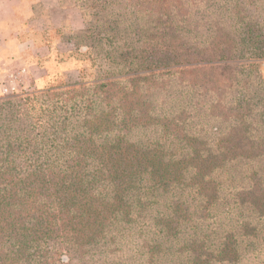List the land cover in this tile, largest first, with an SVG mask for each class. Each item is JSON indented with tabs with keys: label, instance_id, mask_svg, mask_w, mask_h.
<instances>
[{
	"label": "trees",
	"instance_id": "16d2710c",
	"mask_svg": "<svg viewBox=\"0 0 264 264\" xmlns=\"http://www.w3.org/2000/svg\"><path fill=\"white\" fill-rule=\"evenodd\" d=\"M93 8L73 42L93 81L71 87L94 111L91 141L115 136L70 140L56 91L0 99V264H264V79L246 57L264 58V2ZM35 98L48 104L29 116ZM65 154L74 161L55 169Z\"/></svg>",
	"mask_w": 264,
	"mask_h": 264
},
{
	"label": "crops",
	"instance_id": "0c3cea01",
	"mask_svg": "<svg viewBox=\"0 0 264 264\" xmlns=\"http://www.w3.org/2000/svg\"><path fill=\"white\" fill-rule=\"evenodd\" d=\"M82 28L79 11L58 0H0V90L22 67L38 87L75 68L77 61L67 56L72 41L57 30Z\"/></svg>",
	"mask_w": 264,
	"mask_h": 264
},
{
	"label": "rangeland",
	"instance_id": "374dc122",
	"mask_svg": "<svg viewBox=\"0 0 264 264\" xmlns=\"http://www.w3.org/2000/svg\"><path fill=\"white\" fill-rule=\"evenodd\" d=\"M260 1L264 2V0H260ZM61 2L65 6H71L73 3L75 4V5H73V7L79 11L80 16L83 19V28L82 29L86 28L85 27L86 23L88 21H93V19H95L97 17L96 16L98 14L97 12H99L98 9L93 8V6H97V4L99 3V0H60L59 3H61ZM79 6H83V10H82L83 12L85 11L84 9H86V12L88 13V17H89L88 20H87V18L85 20V17H84L85 12L82 13L81 8H79ZM139 13H140L139 24L143 25L145 22V18H146V16H148V14H147L146 10H141V11L139 10ZM125 17L130 18L129 15H126ZM129 23L132 26L131 21H129ZM57 34H63L64 36H66L65 34H68V37L72 41V44H71L72 50L70 51V52H72L75 49L74 48L75 46L73 43L74 39H75L74 31H66L65 32V31L58 29ZM85 50H86V47H81L79 51L84 52ZM246 57H247V61L255 60L257 68L260 72V75L264 79V58H250L249 59L250 54H247ZM71 58H74L77 61L76 67L75 68H69L67 71L65 70V73L63 75L55 76L50 82H48L44 86L38 87V86H36L34 81H31V83L28 84L29 86L27 88H23L20 92H15V93H11V94H4V93H2V90H0V99H8V98H16V97L27 98L28 96L35 95V94L36 95H43V97L45 99H47L48 97L51 98V94L54 91H56L57 93L54 95L53 99H51L52 100V107L55 109L56 112L66 113V115L71 117L70 127L73 131V135L70 137V140H76V139L79 140L81 138L86 137V139H88L87 141L90 144L93 143L94 145H97V144H102L103 142L106 143V141L114 138L115 133H111L110 131H107L105 129L102 132L101 128L97 129V130L92 129L93 130L92 131L93 132V136H92L93 140L91 141L89 131L86 128V126L88 127V123L86 122L87 116H85V113H87V114L94 113V111L92 109H85L84 106L80 107V104L83 101H85V99L87 98V95L82 91L79 92L77 90L72 89L73 84L81 82V80L83 79V74L85 72H86V76L84 79L86 81H93V78H91V72H92L91 60L87 57L77 55V53L75 51H73ZM82 81H84V80H82ZM87 94L90 95L91 91L87 92ZM61 98H62L63 102L61 101ZM94 98H96V97H93L92 107L97 112L102 111L106 107V105L103 104L102 107L97 106V104L99 105V103H97V101H95ZM59 101L62 102V104H59L58 103ZM66 101H67V103H66ZM16 102H18L17 99H16ZM48 102H49V99H48ZM18 104H19V102H18ZM47 104L48 103L43 104V100L35 98L30 103V105L28 107H25V109H28V115L29 116H35V114L37 112H41V110H36L34 108L43 107ZM18 108H20V107L18 106ZM135 136L140 140H146V138L151 136L150 129H143V131H142V128H140V130L137 132V134ZM62 137H63V140L61 143H62V145H65L66 144L65 140H68L69 136L65 137L63 135ZM144 137H146V138L144 139ZM35 154L31 153L30 157H35L34 156ZM66 155H67V157H65ZM65 156H58V157L54 158V160L56 161V163H54L55 169H58L60 167H65L67 165V163H71L74 161V159L72 160V156H70L68 154H65ZM94 156H96V153L94 154ZM94 156L88 157V158H92V159H89L88 161H91L90 163H92L93 167L96 165L95 161L93 160ZM31 163H34V161H31ZM87 167L92 170L91 166H87ZM81 171H82V169H81ZM90 177H92V176L90 175ZM91 191H94L95 193H97L95 198H98V196L101 192L103 193V189L101 190V189L92 188ZM79 194H80V191L76 194V197ZM81 208L75 210L74 212L78 213V211H80ZM102 246H103V244L101 242L95 248H99ZM99 250L94 251V252L98 253ZM49 255H51V254H49ZM62 257H64V259H66V255H64Z\"/></svg>",
	"mask_w": 264,
	"mask_h": 264
},
{
	"label": "built area",
	"instance_id": "2783aa9c",
	"mask_svg": "<svg viewBox=\"0 0 264 264\" xmlns=\"http://www.w3.org/2000/svg\"><path fill=\"white\" fill-rule=\"evenodd\" d=\"M31 83L30 74L27 68L22 67L14 71L9 78L3 83L2 93L11 94L20 92L23 88H27Z\"/></svg>",
	"mask_w": 264,
	"mask_h": 264
}]
</instances>
